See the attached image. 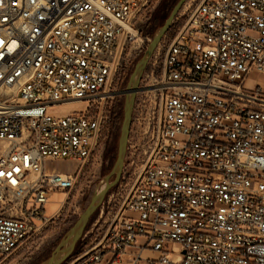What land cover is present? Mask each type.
<instances>
[{"label":"built area","instance_id":"1","mask_svg":"<svg viewBox=\"0 0 264 264\" xmlns=\"http://www.w3.org/2000/svg\"><path fill=\"white\" fill-rule=\"evenodd\" d=\"M151 1L0 0V263L70 202ZM182 16L135 93L102 236L64 264H264V93L245 87L264 76V0H189ZM69 105L83 109L50 113Z\"/></svg>","mask_w":264,"mask_h":264},{"label":"rangeland","instance_id":"2","mask_svg":"<svg viewBox=\"0 0 264 264\" xmlns=\"http://www.w3.org/2000/svg\"><path fill=\"white\" fill-rule=\"evenodd\" d=\"M177 1L178 0H152L145 15L137 22L136 27L144 39V44H142L141 49L138 51H131L129 54L126 52L127 57L125 62H123L122 68L120 69L121 71H119L114 77L112 89L113 91L118 92L119 96L114 99L112 104L100 108L101 120L104 123L103 130L99 136L93 156L86 164L82 175L80 176L76 189L70 193V202L66 208L58 218L50 221L46 227L43 228V231L39 236L30 241L22 250L13 254L0 264H44L64 234L75 224L81 213L86 209L91 197L99 191L102 186H104V178L111 171L116 159L117 142L123 118L124 93L126 91L129 77L133 72L136 63L143 56L152 36L164 24ZM187 3H189V0L185 1L181 9ZM176 18L162 40L171 37L183 20V16L180 17L178 21ZM155 20H157V22ZM145 38H147L148 41L145 40ZM155 56L156 55L153 53L149 58L140 78V84L144 83L146 76L150 74L152 64L155 61ZM245 87L249 89L258 87L264 93V76L251 75L245 83ZM82 109L83 105H69L52 108L50 113L56 116H64L74 111H81ZM130 132L129 137L131 135ZM125 159L126 154L124 163ZM79 164V162H56L51 164L50 167L59 171L73 172ZM121 180L122 178L119 183L107 193L102 204L90 218L81 239L77 242L75 249L71 254L72 257L77 256L87 246L95 244L99 240V236L101 235L100 227L103 220L106 218L105 211L103 215L101 214L102 205L108 195L117 193V187ZM64 198L65 193H53L45 206L46 216L49 217L54 214ZM128 217L133 218L135 216L130 214Z\"/></svg>","mask_w":264,"mask_h":264},{"label":"water","instance_id":"3","mask_svg":"<svg viewBox=\"0 0 264 264\" xmlns=\"http://www.w3.org/2000/svg\"><path fill=\"white\" fill-rule=\"evenodd\" d=\"M185 1L186 0H178L174 5L164 24L152 36L151 41L148 43L143 56L136 63L134 70L129 77L126 91L124 93L123 118L117 142L116 159L111 171L104 178L103 188L97 191L91 197L86 209L81 213L75 224L64 234L50 257L44 262V264H62L71 256L77 242L81 239L90 218L102 204L107 193L119 183L121 179L122 168L126 154V146L130 132L131 114L135 99V93L138 90L140 78L149 58L154 53L162 38L170 29L174 19L178 15Z\"/></svg>","mask_w":264,"mask_h":264},{"label":"crops","instance_id":"4","mask_svg":"<svg viewBox=\"0 0 264 264\" xmlns=\"http://www.w3.org/2000/svg\"><path fill=\"white\" fill-rule=\"evenodd\" d=\"M58 162L60 163V162H63V161H58ZM67 163H69V162H67ZM61 172H64V171H61ZM64 173H68V172H64Z\"/></svg>","mask_w":264,"mask_h":264},{"label":"bare ground","instance_id":"5","mask_svg":"<svg viewBox=\"0 0 264 264\" xmlns=\"http://www.w3.org/2000/svg\"><path fill=\"white\" fill-rule=\"evenodd\" d=\"M102 188H103V186L100 189H102Z\"/></svg>","mask_w":264,"mask_h":264},{"label":"trees","instance_id":"6","mask_svg":"<svg viewBox=\"0 0 264 264\" xmlns=\"http://www.w3.org/2000/svg\"><path fill=\"white\" fill-rule=\"evenodd\" d=\"M157 22V20H155Z\"/></svg>","mask_w":264,"mask_h":264}]
</instances>
